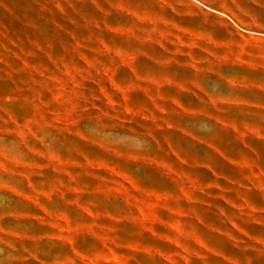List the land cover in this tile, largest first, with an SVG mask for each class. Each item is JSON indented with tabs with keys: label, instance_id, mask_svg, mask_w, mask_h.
<instances>
[{
	"label": "rangeland",
	"instance_id": "374dc122",
	"mask_svg": "<svg viewBox=\"0 0 264 264\" xmlns=\"http://www.w3.org/2000/svg\"><path fill=\"white\" fill-rule=\"evenodd\" d=\"M0 264H264V0H0Z\"/></svg>",
	"mask_w": 264,
	"mask_h": 264
},
{
	"label": "crops",
	"instance_id": "0c3cea01",
	"mask_svg": "<svg viewBox=\"0 0 264 264\" xmlns=\"http://www.w3.org/2000/svg\"><path fill=\"white\" fill-rule=\"evenodd\" d=\"M233 131H234V133H233V138H234V140L236 141L237 140V132H238V130L236 129V128H233ZM210 139H209V141L207 140V142H205L207 145H211V146H215V145H217V144H219L220 142L218 141V140H216L214 137H212V136H210L209 137ZM223 142V141H222ZM243 145H245V146H248V143H246L245 141H243V142H241ZM214 150H216V148H214ZM217 151H219V150H217ZM228 161H234L232 158H229V157H225ZM218 175H220V174H218Z\"/></svg>",
	"mask_w": 264,
	"mask_h": 264
}]
</instances>
